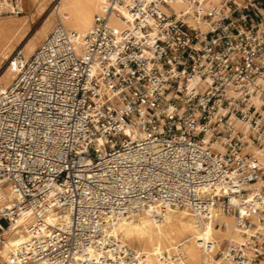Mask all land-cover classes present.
<instances>
[{"label":"built area","instance_id":"2783aa9c","mask_svg":"<svg viewBox=\"0 0 264 264\" xmlns=\"http://www.w3.org/2000/svg\"><path fill=\"white\" fill-rule=\"evenodd\" d=\"M170 6L102 0L82 44L59 20L29 57L10 60L0 180L14 198L0 209V246L26 221L34 236L7 263L137 264L109 231L122 218L208 216L210 203L243 234L225 258L264 261V0Z\"/></svg>","mask_w":264,"mask_h":264},{"label":"bare ground","instance_id":"6f19581e","mask_svg":"<svg viewBox=\"0 0 264 264\" xmlns=\"http://www.w3.org/2000/svg\"><path fill=\"white\" fill-rule=\"evenodd\" d=\"M31 5L37 9V13L42 16L47 11L48 2H55L53 13L57 17V23L53 26V19L47 17L43 25L37 30L34 36L30 37L22 46L21 43L28 37V29H23L24 23L15 21L0 22V65L6 63L5 70L0 76V85H8L15 77L16 73L10 64L17 46H22V52L29 57L38 47V42H42L50 31H52L58 21L61 20L67 28H73L77 34L75 41L83 43V37L93 27L95 14L99 12L102 0H29ZM177 12L189 10L188 0H168ZM218 3L220 0H210ZM21 12H24L23 0H18ZM52 4V5H53ZM30 5V6H31ZM9 7L11 12H16L15 5L8 0H0V9ZM168 12L169 10L166 9ZM20 12V13H21ZM19 13V14H20ZM48 13V12H47ZM110 22L117 26H124V23L111 16ZM20 50V49H19ZM261 163L264 165V152L255 149ZM220 191V188L219 190ZM14 198V193L9 184H4L0 180V209L8 206ZM211 215H203L200 210L185 208H170L165 212L146 209L135 213L133 216L122 218L118 224L109 230L113 236L119 237L123 245L137 252V264H174L173 261L181 259L178 264H236L227 258L218 259L216 253L223 250L226 240L242 242L243 234L239 232L235 225L234 215L219 213L215 204H209L207 209ZM160 212V211H157ZM158 214H161L160 217ZM57 220L55 214H49L46 218L47 224H54ZM220 221L227 228L215 226V222ZM25 218H20L18 225L23 223ZM45 235V227L40 231ZM33 233L29 229L26 221L23 226L10 234L6 243L0 248L2 256L1 264H10L11 251L21 244L27 243L33 238ZM225 245V244H224ZM167 251L168 255L164 252ZM92 254L93 251H91ZM180 252L184 258L180 255ZM219 253V252H218ZM35 264H44L39 261ZM255 264V263H251ZM264 264V261L258 263Z\"/></svg>","mask_w":264,"mask_h":264},{"label":"rangeland","instance_id":"374dc122","mask_svg":"<svg viewBox=\"0 0 264 264\" xmlns=\"http://www.w3.org/2000/svg\"><path fill=\"white\" fill-rule=\"evenodd\" d=\"M4 1V0H2ZM9 3L14 4L16 6L17 1L18 0H8ZM55 2H48L47 6V11L45 12L44 15L40 16L37 13V9L34 8L29 0H23V2L21 3V6L23 5L24 8V12H21L20 14H16L15 12L12 13L11 9L9 7H5V8H1L0 9V22H8V21H15L16 23H24L23 25V29H28V37L21 43V45L23 46L25 44V42L32 36H34V34L37 32V30L43 25V23L45 22V20L47 19V17H51V19H53V26L57 23V17L54 15L53 13V7ZM53 4V5H52ZM31 5V6H30ZM170 12L173 11H177L176 8H174L173 6L169 7ZM48 12V13H47ZM113 26H116L119 29H123L124 26H117L115 24H112ZM70 31H76L73 28H68ZM43 40V38H42ZM40 42H38V46H39ZM20 45L17 46V49L15 50L13 56L16 54V52L19 49H22V46ZM13 56L10 58V60L13 58ZM7 63V62H6ZM5 65L2 64L0 65V76L1 74L4 72L5 70ZM215 226L219 227V228H223L226 229L227 227L225 225H222L221 222H215ZM230 240H226L223 244V250H218L216 253V257L218 259L224 258V252L226 251V248L229 244ZM2 246H0L1 248ZM219 252V253H218ZM180 253V252H177ZM165 255H168L167 251L164 252ZM183 254L180 253L179 256H182ZM184 258V256H182ZM3 259L2 257H0V262L2 263Z\"/></svg>","mask_w":264,"mask_h":264}]
</instances>
